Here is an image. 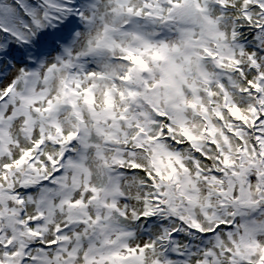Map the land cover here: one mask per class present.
Masks as SVG:
<instances>
[{
	"label": "snow or ice",
	"instance_id": "snow-or-ice-1",
	"mask_svg": "<svg viewBox=\"0 0 264 264\" xmlns=\"http://www.w3.org/2000/svg\"><path fill=\"white\" fill-rule=\"evenodd\" d=\"M0 264H264V0H0Z\"/></svg>",
	"mask_w": 264,
	"mask_h": 264
}]
</instances>
